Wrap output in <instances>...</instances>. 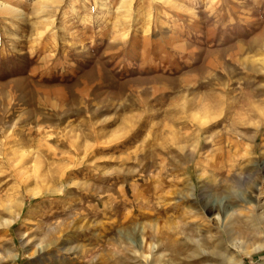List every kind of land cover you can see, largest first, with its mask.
Returning <instances> with one entry per match:
<instances>
[{
  "label": "rangeland",
  "instance_id": "obj_1",
  "mask_svg": "<svg viewBox=\"0 0 264 264\" xmlns=\"http://www.w3.org/2000/svg\"><path fill=\"white\" fill-rule=\"evenodd\" d=\"M1 1L0 264L224 263L210 214L177 223L200 193L242 208L264 162V0ZM155 222L179 239L156 253ZM233 231L264 264V219Z\"/></svg>",
  "mask_w": 264,
  "mask_h": 264
},
{
  "label": "bare ground",
  "instance_id": "obj_2",
  "mask_svg": "<svg viewBox=\"0 0 264 264\" xmlns=\"http://www.w3.org/2000/svg\"><path fill=\"white\" fill-rule=\"evenodd\" d=\"M4 10L18 12L21 15V10L18 7H14L10 3L0 0V12H2ZM23 16L24 15H22V17ZM213 114H214L213 108H211L210 106H207L205 108V112H204L203 118L201 117L203 119L201 124L203 126L210 125V123L214 119H216V117H213ZM203 129L204 128H202V130ZM203 136L204 135H202V134L198 135V137H196V140L194 142V147L196 149L198 148V150L200 149V146L203 144ZM213 144L217 145L218 141L213 139ZM220 148H222V147H220ZM217 150H219V149H217ZM207 166L208 165H206V167L203 170L205 172L210 170L211 175L215 176V179L212 181V183L214 182L213 184H214V187H215V185H216V183L218 181V178L216 176H219V175L223 176L224 175V170L222 169L221 163L219 165H217L216 167H212L211 168V166H210V169ZM236 166H238V165H236ZM237 173H239V172L237 171ZM230 175H232V174L229 171H227V174L225 176L229 177ZM241 179L244 180V185L246 187V189H244V190L246 192H248L247 198H245V199L242 198V192H240L238 190L236 191L234 189H231V193H232V196H234L237 199H240L242 202H244V206H242V208L238 207L237 205L223 206V200L224 199H221V200L217 201L216 200L217 194H214V193L208 194L207 196H205V195L200 193L199 194L200 197H201L200 201H197V199H195L196 198L195 193H192L191 197L194 198L196 200V202L193 204V206H191L192 209L190 211L184 212V214H182L183 217H181V219L182 218L183 219L179 220L178 223H177V227L178 228L182 227L181 229H183V230L186 227L190 226V225L198 224L199 220L197 221L196 218H190V217H192L191 215H194L193 211L197 207V205L200 206L202 208V210L204 212H206V214L207 213L210 214V218L208 217L209 218V224H210V227L216 229V232H215V234H211L209 236H210L211 239L217 240L218 246L220 245V246L223 247L222 248L223 249V253L219 254V257L221 256V258H222V262H224L222 264H242L241 261L237 262V263L232 262V258H231V255H230L231 254L230 253L231 249H233V248H243V246L245 244V240H243V238L241 239L239 234H236L233 231V225H234L235 221H237L239 216L247 215V218L253 219L256 215L259 214L264 219V200L261 199L262 194L264 193V162L262 161V163H260L258 168H256L253 171L252 175H249V176H246V177H242ZM61 188L60 187H54L52 189L47 188V191H52L54 193H57V192L60 191ZM216 189H217V187H216ZM27 192L29 193L30 196L35 197V196L39 195L41 191L38 190L37 188H31L30 187V188L27 189ZM217 202L219 203V206L217 205ZM243 211H245V213H243ZM19 215H20V212L15 214L14 216L12 215L13 217L10 220H5L4 225L11 224L13 221H15L19 217ZM186 216L187 217L190 216L189 219ZM163 227H165V226H163ZM210 227L202 229V228H200L197 225V227L195 229L196 235L193 237V239L188 234H187L188 235L187 238L193 240V242L196 243L197 245H202L203 244V240H204L203 238L206 235L205 233L208 231V229H210ZM150 228H153L152 240H150V244H149L150 251H152V252L156 253V252H159L158 250H160L162 248L166 249L167 247H171L174 242L179 240L178 238L177 239L176 238L172 239L171 237L168 236V234L165 235V232L158 228V225H157L156 222L153 223L152 227H150ZM169 232H171V231H169ZM171 235H173V234H171ZM141 242H144V238L141 239ZM204 242H205V240H204ZM142 247H143V245H142Z\"/></svg>",
  "mask_w": 264,
  "mask_h": 264
},
{
  "label": "trees",
  "instance_id": "obj_3",
  "mask_svg": "<svg viewBox=\"0 0 264 264\" xmlns=\"http://www.w3.org/2000/svg\"><path fill=\"white\" fill-rule=\"evenodd\" d=\"M258 256V255H257Z\"/></svg>",
  "mask_w": 264,
  "mask_h": 264
}]
</instances>
